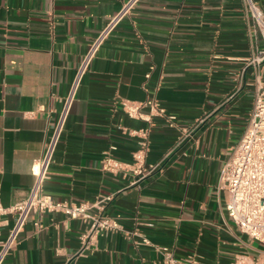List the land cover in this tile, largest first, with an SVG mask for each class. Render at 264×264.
Listing matches in <instances>:
<instances>
[{
	"label": "crops",
	"instance_id": "0c3cea01",
	"mask_svg": "<svg viewBox=\"0 0 264 264\" xmlns=\"http://www.w3.org/2000/svg\"><path fill=\"white\" fill-rule=\"evenodd\" d=\"M127 0H0V184L10 205L25 198L76 68ZM264 9V0H255ZM261 36L245 0H140L93 59L56 148L44 191L93 203L122 228L100 236L78 264H165L160 248L201 264L254 258L262 246L227 212L219 177L244 133L264 65L246 67ZM243 74V80L238 77ZM149 75V76H148ZM157 100L165 117L131 118L122 102ZM149 128L147 164L104 171L106 152L130 165ZM3 226L6 234L13 222ZM88 224L32 213L4 264H65ZM146 238L150 243H144Z\"/></svg>",
	"mask_w": 264,
	"mask_h": 264
},
{
	"label": "built area",
	"instance_id": "2783aa9c",
	"mask_svg": "<svg viewBox=\"0 0 264 264\" xmlns=\"http://www.w3.org/2000/svg\"><path fill=\"white\" fill-rule=\"evenodd\" d=\"M139 1L127 0L123 4L121 10L109 19L106 26L93 40L77 66L68 94L63 99L62 108L46 140L44 152L33 164L32 172L35 181L29 194L10 205H4L1 199L0 184V264L5 263L7 257L19 244L21 233L30 215L34 212L38 214L61 212L69 218L81 219L88 224L87 229L80 236V249L72 254L65 264H78V256L92 248L100 236L122 228L116 217L105 212L106 202L111 199V196L93 203L56 200L44 191V183L49 177L56 148L84 76L111 32L126 15L132 12ZM245 3L249 16L264 44V9L255 0H245ZM261 64L264 65V45L256 47L253 55L247 60L246 67ZM242 77L243 74L238 79L242 81ZM122 106L124 112L131 118L151 124L155 117H165L170 126H177L176 117L167 115L165 108L157 100L151 99L143 103L124 100ZM133 133H138L142 140L139 142L138 149L133 153L132 164H124L106 152L103 158L104 171L111 173L130 171L138 177V180H141L149 177L158 168L159 163L148 165L146 161L149 152V128L138 132L133 131ZM218 185L221 190L227 192L228 215L241 232L262 246L256 257L249 259L238 257L232 264H264V84L257 88L248 125L240 140L232 147L230 156L220 174ZM10 216L13 217V222L4 234L3 226L8 223ZM143 242L150 243L146 238ZM160 249L163 252L165 264H201L196 254L177 258L169 248Z\"/></svg>",
	"mask_w": 264,
	"mask_h": 264
}]
</instances>
